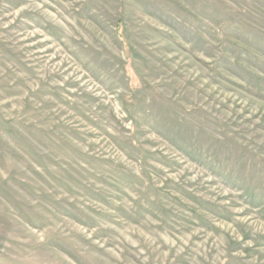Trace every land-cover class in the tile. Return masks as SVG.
Returning <instances> with one entry per match:
<instances>
[{
	"label": "rangeland",
	"instance_id": "374dc122",
	"mask_svg": "<svg viewBox=\"0 0 264 264\" xmlns=\"http://www.w3.org/2000/svg\"><path fill=\"white\" fill-rule=\"evenodd\" d=\"M0 264H264V0H0Z\"/></svg>",
	"mask_w": 264,
	"mask_h": 264
}]
</instances>
